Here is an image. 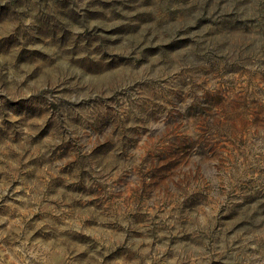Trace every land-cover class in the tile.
<instances>
[{
	"label": "rangeland",
	"instance_id": "374dc122",
	"mask_svg": "<svg viewBox=\"0 0 264 264\" xmlns=\"http://www.w3.org/2000/svg\"><path fill=\"white\" fill-rule=\"evenodd\" d=\"M0 264H264V0H0Z\"/></svg>",
	"mask_w": 264,
	"mask_h": 264
}]
</instances>
